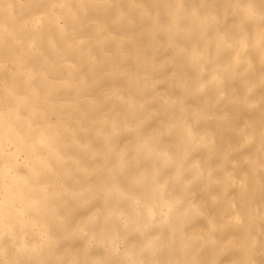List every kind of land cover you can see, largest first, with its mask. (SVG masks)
Instances as JSON below:
<instances>
[{
    "label": "bare ground",
    "instance_id": "obj_1",
    "mask_svg": "<svg viewBox=\"0 0 264 264\" xmlns=\"http://www.w3.org/2000/svg\"><path fill=\"white\" fill-rule=\"evenodd\" d=\"M0 264H264V0H0Z\"/></svg>",
    "mask_w": 264,
    "mask_h": 264
}]
</instances>
